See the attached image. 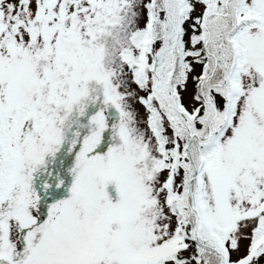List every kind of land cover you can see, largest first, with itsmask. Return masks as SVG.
<instances>
[{"label": "snow or ice", "instance_id": "obj_1", "mask_svg": "<svg viewBox=\"0 0 264 264\" xmlns=\"http://www.w3.org/2000/svg\"><path fill=\"white\" fill-rule=\"evenodd\" d=\"M0 264H264V0H0Z\"/></svg>", "mask_w": 264, "mask_h": 264}]
</instances>
